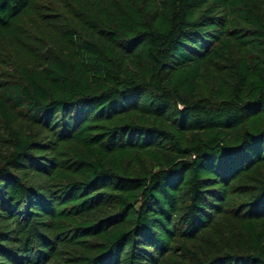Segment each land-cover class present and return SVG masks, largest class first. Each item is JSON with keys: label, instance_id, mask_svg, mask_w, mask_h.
<instances>
[{"label": "trees", "instance_id": "trees-1", "mask_svg": "<svg viewBox=\"0 0 264 264\" xmlns=\"http://www.w3.org/2000/svg\"><path fill=\"white\" fill-rule=\"evenodd\" d=\"M0 264H264V0H0Z\"/></svg>", "mask_w": 264, "mask_h": 264}]
</instances>
